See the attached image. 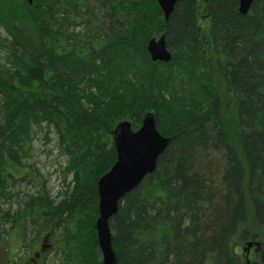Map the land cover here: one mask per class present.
<instances>
[{
	"label": "trees",
	"instance_id": "16d2710c",
	"mask_svg": "<svg viewBox=\"0 0 264 264\" xmlns=\"http://www.w3.org/2000/svg\"><path fill=\"white\" fill-rule=\"evenodd\" d=\"M239 1L180 0L164 22L156 0H0V172L44 123L73 175L59 204L39 191L5 212L10 232L28 220L41 236L57 221L63 264H101L97 180L116 159L112 131L151 113L169 142L109 221L116 264H244L239 246L256 238L264 264V0L246 15ZM160 36L168 63L146 51ZM3 240L0 264L23 263Z\"/></svg>",
	"mask_w": 264,
	"mask_h": 264
},
{
	"label": "rangeland",
	"instance_id": "374dc122",
	"mask_svg": "<svg viewBox=\"0 0 264 264\" xmlns=\"http://www.w3.org/2000/svg\"><path fill=\"white\" fill-rule=\"evenodd\" d=\"M207 24L208 22L202 17L199 21L202 34L207 35ZM6 38V33L0 27V39ZM5 57V49L0 48V64L6 62ZM220 82V80H217L218 92L223 89ZM230 108V103L225 105V102L221 99V111H224L223 115H221L222 117L227 116L226 122L229 127H232L234 117L230 114ZM127 121L132 123L130 120ZM68 160V156L59 146L58 137L54 129L43 123L40 128L32 130L31 140L25 147V155L19 161V166L16 169L0 172V185L3 186V197H0L1 250L4 249L3 239L7 238L6 246L8 244L11 245L12 242V246L15 247L13 252H17L18 258L26 259L25 262H31L35 253H41L44 260L43 264H63V256L57 252L59 246L63 244V238L61 237L62 226L56 227L57 221H53L52 225H50L51 228L49 226L48 230L41 236L40 234L36 236L34 232L28 229L29 222L25 220L21 225L22 233L26 230L25 227L27 230L23 235L19 236L17 228H13L11 232L9 231L12 226L11 220L6 221L3 218V214L8 212L9 216H15L22 206L21 203L29 196L37 195L39 191L46 192L50 199L53 200L54 205L59 204L64 199L65 193L69 194L72 190L73 175L66 172ZM239 255H241V250ZM252 255H250L251 261L257 260ZM41 260H38V262ZM25 262L23 261L22 264Z\"/></svg>",
	"mask_w": 264,
	"mask_h": 264
},
{
	"label": "water",
	"instance_id": "95a60500",
	"mask_svg": "<svg viewBox=\"0 0 264 264\" xmlns=\"http://www.w3.org/2000/svg\"><path fill=\"white\" fill-rule=\"evenodd\" d=\"M180 0H157L163 21L167 22L176 3ZM32 4V0H27ZM253 0H240L238 12L246 15ZM146 50L151 61L169 62L172 58L165 45L164 37L152 38ZM116 159L110 170L97 181L98 217L95 230L101 254V264H116V254L111 243L109 221L117 213L120 200L141 184L144 178L154 172L158 157L168 145L169 138L156 129L152 114L142 119L138 130L132 131L129 121L118 123L112 132ZM259 243L249 242L244 251Z\"/></svg>",
	"mask_w": 264,
	"mask_h": 264
},
{
	"label": "flooded vegetation",
	"instance_id": "af4514ba",
	"mask_svg": "<svg viewBox=\"0 0 264 264\" xmlns=\"http://www.w3.org/2000/svg\"><path fill=\"white\" fill-rule=\"evenodd\" d=\"M25 262V261H24ZM24 264H35V262L33 261V260H31V262L30 261H27V262H25Z\"/></svg>",
	"mask_w": 264,
	"mask_h": 264
},
{
	"label": "bare ground",
	"instance_id": "6f19581e",
	"mask_svg": "<svg viewBox=\"0 0 264 264\" xmlns=\"http://www.w3.org/2000/svg\"><path fill=\"white\" fill-rule=\"evenodd\" d=\"M42 192H44V191H42ZM45 194H47L46 192H44Z\"/></svg>",
	"mask_w": 264,
	"mask_h": 264
}]
</instances>
